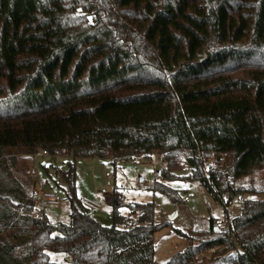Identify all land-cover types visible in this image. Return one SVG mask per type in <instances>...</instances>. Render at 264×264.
<instances>
[{
  "label": "trees",
  "instance_id": "obj_1",
  "mask_svg": "<svg viewBox=\"0 0 264 264\" xmlns=\"http://www.w3.org/2000/svg\"><path fill=\"white\" fill-rule=\"evenodd\" d=\"M40 151L69 156V223L34 216L13 172L17 153ZM153 152L164 179L190 167L225 210L238 195L242 156L264 154V0H0V264H154L155 204L123 214L117 188L102 225L74 162ZM226 217L165 264H264V198Z\"/></svg>",
  "mask_w": 264,
  "mask_h": 264
},
{
  "label": "rangeland",
  "instance_id": "obj_2",
  "mask_svg": "<svg viewBox=\"0 0 264 264\" xmlns=\"http://www.w3.org/2000/svg\"><path fill=\"white\" fill-rule=\"evenodd\" d=\"M254 155L258 159L254 162L261 166L264 165L259 164L261 160L264 162L263 154H247V158H244L241 164L245 170L250 166L249 157L252 158ZM36 156L37 154L17 153L18 162L13 172L19 184L29 196L35 197L36 192L41 189L52 190L58 192L63 200L60 207L41 209L34 204L32 214L35 216L37 211L41 213L44 210L52 222L69 223L71 206L66 194L67 184L61 176V172L67 169L69 156L46 155L39 156L37 159ZM131 159L135 161L134 164ZM131 159L118 158L115 160L113 155L102 158H76L74 160L76 195L79 199L88 197L102 204L103 209L92 212V214L104 226H111L113 222L112 209L106 201V195L117 188L124 193L127 203L121 209L123 214H129L128 204L130 203L153 202L155 204L154 223L166 225L154 234V264H165L174 254L183 252L191 244H198L205 237L203 233L210 228L212 218L219 228H225L227 217L223 204L215 200L197 180L188 178L191 172L190 167L176 171L171 179H164L160 173L166 166V162L160 153L153 152L150 156L136 155ZM207 163L216 164L217 162L212 158ZM221 164L225 167L228 165L227 162ZM33 170L37 174L35 178L31 175ZM107 172L112 175L110 178L106 177ZM241 175L240 181L244 184H238L241 190H238L239 196H248L251 193L250 190H255L257 187L264 189V170L259 173V181L262 184L257 186L249 180L250 174L244 172ZM157 176L159 178H156ZM108 179L112 184L110 186L107 185ZM156 180L173 188L178 193V200L174 201L168 194L153 190L152 187ZM185 195L189 196V203L184 201ZM231 216L232 218L239 216L238 205L235 204ZM50 257L54 261H63L62 254L52 253Z\"/></svg>",
  "mask_w": 264,
  "mask_h": 264
},
{
  "label": "built area",
  "instance_id": "obj_3",
  "mask_svg": "<svg viewBox=\"0 0 264 264\" xmlns=\"http://www.w3.org/2000/svg\"><path fill=\"white\" fill-rule=\"evenodd\" d=\"M46 155L52 156V157H57V156L62 157L63 155L67 156L68 154L66 152H62V153L58 152L55 155H50L46 151H40L39 153H37L36 159L39 156L43 157ZM131 162L133 164L135 163V161L132 159H131ZM209 169L212 170L215 174H220V173H223L226 171L225 170L226 168L223 164H214V163L210 164ZM31 175L33 176V178H35L37 176V174L34 170L31 172ZM111 176L112 175L109 172L106 173L107 178H110ZM156 178H159V177L157 176ZM107 185L108 186L112 185L111 181L109 179L107 180ZM34 198H35L34 204L36 205V207H39L41 209L48 208V207H60L62 200H63L62 196L58 192L52 191V190H43V189L36 192V195ZM246 198H248V196H246V195H243V196L237 195V196H235L234 201L230 202L228 204V206L226 207V210H227V213H228V216L230 219H232L231 213L233 211L235 204L238 205L239 216L242 214V204ZM184 201L189 203L190 202L189 196L185 195ZM80 204L82 205V207H84L85 209H87L91 213L101 211L103 209V206L100 202L93 200V199H90L88 197H82L80 199ZM39 215H40V212L37 211L35 213V216L39 217Z\"/></svg>",
  "mask_w": 264,
  "mask_h": 264
},
{
  "label": "crops",
  "instance_id": "obj_4",
  "mask_svg": "<svg viewBox=\"0 0 264 264\" xmlns=\"http://www.w3.org/2000/svg\"><path fill=\"white\" fill-rule=\"evenodd\" d=\"M251 155V154H250ZM247 155H244V156H242V158H241V160L239 161V163H238V165H237V173H236V180H235V188L237 189V190H239V191H241L240 190V188L238 187V184L240 183V184H242L243 183V181H240L241 180V177H242V173H246V174H250V181H252L253 183H254V185L255 186H257V185H261L262 184V182L261 181H259V173L260 172H262L263 170H264V165H258V164H256L255 162H254V160H258V159H256V157H255V155H254V157H252V158H250L249 157V159L248 160H250L251 159V161H250V166L245 170V168H243L242 167V163L244 162V158H247L246 157ZM263 156H264V154H263ZM252 160H253V162H252ZM264 160V159H263ZM259 164H264V162L261 160L260 162H259ZM261 166V167H260ZM255 172V173H254ZM253 173V174H252ZM259 182V183H258ZM244 184V183H243ZM250 192L251 193H249L248 194V197H251L252 196V198H264V196H262L263 194H264V189H259L258 187H257V189H255V190H253V189H251L250 190Z\"/></svg>",
  "mask_w": 264,
  "mask_h": 264
}]
</instances>
